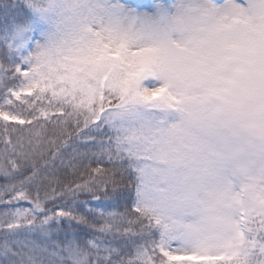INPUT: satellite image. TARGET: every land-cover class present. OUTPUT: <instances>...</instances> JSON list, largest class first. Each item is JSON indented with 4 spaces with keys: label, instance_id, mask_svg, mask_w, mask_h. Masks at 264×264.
Here are the masks:
<instances>
[{
    "label": "clouds",
    "instance_id": "9594fccd",
    "mask_svg": "<svg viewBox=\"0 0 264 264\" xmlns=\"http://www.w3.org/2000/svg\"><path fill=\"white\" fill-rule=\"evenodd\" d=\"M37 6L47 23L34 71L71 62L125 102L114 135L158 238L223 257L209 264H264L240 234L243 215L264 216V0Z\"/></svg>",
    "mask_w": 264,
    "mask_h": 264
},
{
    "label": "snow or ice",
    "instance_id": "6c2138e0",
    "mask_svg": "<svg viewBox=\"0 0 264 264\" xmlns=\"http://www.w3.org/2000/svg\"><path fill=\"white\" fill-rule=\"evenodd\" d=\"M124 103L105 81L97 87L80 78L37 73L29 59L0 61V264L223 259L158 238L155 222L133 194L134 178L120 142L106 128L123 116ZM242 221L240 234L264 252V216L243 215Z\"/></svg>",
    "mask_w": 264,
    "mask_h": 264
},
{
    "label": "trees",
    "instance_id": "16d2710c",
    "mask_svg": "<svg viewBox=\"0 0 264 264\" xmlns=\"http://www.w3.org/2000/svg\"><path fill=\"white\" fill-rule=\"evenodd\" d=\"M37 3L38 0H0V61L24 62L28 34L34 30L45 33L42 24L47 23V20L42 19L40 22L39 17L42 15ZM122 117L119 116L113 120L115 127L106 125L109 134H115L116 128L124 122ZM0 147L3 145L0 144ZM133 194L135 196V191Z\"/></svg>",
    "mask_w": 264,
    "mask_h": 264
},
{
    "label": "rangeland",
    "instance_id": "374dc122",
    "mask_svg": "<svg viewBox=\"0 0 264 264\" xmlns=\"http://www.w3.org/2000/svg\"><path fill=\"white\" fill-rule=\"evenodd\" d=\"M115 2L118 5H130V6H134L136 8H146V9H154L156 6H158L159 4H164V5H171L174 0H142L140 4L136 3V2H132V1H124V0H115ZM217 2H221V0H217ZM44 12V11H43ZM45 15V13H44ZM46 16V15H45ZM43 36L38 34V33H33L29 36L28 39V43H29V52L27 54V59H29V54L34 50L35 45L37 42H39V40L42 38ZM71 59V58H70ZM66 70V74L65 75H61L60 72ZM80 69L77 68L75 66V64L73 63H61L59 65V67L53 66L50 68L49 72L47 73V75H51V76H60V77H64L67 79H71V80H75L77 77L74 75V73L76 71H79ZM59 72V74L57 73ZM57 73V74H56ZM25 95H34V93H22V97ZM13 99H15V97H13ZM0 122H2V118H0ZM8 123L10 124H15L18 123L16 121H9Z\"/></svg>",
    "mask_w": 264,
    "mask_h": 264
}]
</instances>
